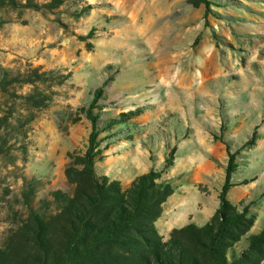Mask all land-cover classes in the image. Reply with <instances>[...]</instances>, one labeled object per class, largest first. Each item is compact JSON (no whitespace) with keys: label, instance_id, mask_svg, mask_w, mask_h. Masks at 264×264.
Segmentation results:
<instances>
[{"label":"rangeland","instance_id":"1","mask_svg":"<svg viewBox=\"0 0 264 264\" xmlns=\"http://www.w3.org/2000/svg\"><path fill=\"white\" fill-rule=\"evenodd\" d=\"M3 1L0 65L52 73L0 89V116L8 118L1 131L0 246L27 218L24 192L39 205L53 191L71 190L70 153H84L92 129L84 109L105 83L101 117L126 114L101 133L113 136L99 171L124 189L151 169L174 179L155 223L165 240L175 227L204 225L219 206L228 152L214 135L241 151L229 199L250 205L251 233L264 228V0H212L207 17L205 6L190 0H66L41 9L25 6L28 0ZM90 3L81 17L73 14ZM92 29V39H81Z\"/></svg>","mask_w":264,"mask_h":264},{"label":"trees","instance_id":"2","mask_svg":"<svg viewBox=\"0 0 264 264\" xmlns=\"http://www.w3.org/2000/svg\"><path fill=\"white\" fill-rule=\"evenodd\" d=\"M196 7L205 6V16L212 11V0H190ZM16 6L17 0L3 1ZM66 0H51L38 5L33 0L27 7L54 8ZM92 3L73 14L81 17L92 9ZM92 29L81 39H92ZM88 46H92L88 42ZM52 70L32 67L27 72L13 73L0 65V89L12 84L37 83L49 79ZM106 84V83H105ZM104 84V85H105ZM104 85L98 87L90 105L84 109L91 121L87 147L82 154H71L66 169L70 191L56 190L52 198L35 205V194L24 192L27 218L15 230L7 246H0V264H262L264 261V228L251 233L256 215L249 204H236L229 191L236 185L234 174L239 168L240 148L214 135L227 144L228 162L219 193V206L204 225L189 222L175 227L165 240L156 227L163 204L175 192L173 178H162L163 170L151 169L135 177L124 189L118 179L100 173L97 163L111 143V134L103 130L121 122L120 117H101L100 100ZM41 105L35 93L26 96ZM8 118L0 116V148L2 128ZM254 133L246 143L255 144ZM107 138L110 140L106 141ZM174 148L166 157L164 168L174 163ZM52 203L54 206L52 207Z\"/></svg>","mask_w":264,"mask_h":264}]
</instances>
